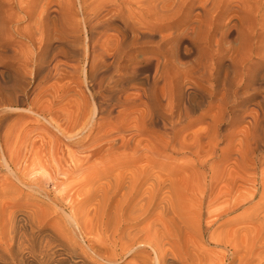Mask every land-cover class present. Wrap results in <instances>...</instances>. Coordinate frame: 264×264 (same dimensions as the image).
<instances>
[{
	"label": "bare ground",
	"instance_id": "6f19581e",
	"mask_svg": "<svg viewBox=\"0 0 264 264\" xmlns=\"http://www.w3.org/2000/svg\"><path fill=\"white\" fill-rule=\"evenodd\" d=\"M0 198V264H264V0H0Z\"/></svg>",
	"mask_w": 264,
	"mask_h": 264
},
{
	"label": "rangeland",
	"instance_id": "374dc122",
	"mask_svg": "<svg viewBox=\"0 0 264 264\" xmlns=\"http://www.w3.org/2000/svg\"><path fill=\"white\" fill-rule=\"evenodd\" d=\"M56 1L60 2L62 0H56ZM36 18L37 17H34V20H36ZM30 22H32L31 19H25V20L21 21L20 27L23 29ZM195 27H196V25H191V27H190L191 29L189 30V32L191 33L192 29L194 30ZM31 29H32V31H36V26L33 24V22L31 24ZM230 38H232V37H230ZM19 40L22 42L24 41V39L22 37H19ZM63 84H64V82L59 81L56 86L58 88H62ZM33 85H35V84H33ZM44 97H45V99H48L49 95L47 94ZM61 98H62V100H57L55 102V110L59 111L63 108H69L70 111H76V109L80 105V101H78V93L74 89H70L69 91L62 93ZM23 107L24 108L32 107V108L37 109L35 102H33L32 104L27 103ZM22 112H24V111H15L13 114H10V117H8L7 119H22V116H21ZM60 118L62 119V117H60ZM23 119H32V118H30L28 116V114H25V117ZM124 120H127V119H124ZM227 128H230L232 130L235 127H228L227 126L226 129ZM72 150H75V147H72ZM48 188L51 191H54V194H56V196L58 197V193L55 190L52 183L48 184ZM6 198H8L9 201H13V200L17 201L18 204H20L21 206H24L25 208H27V207L28 208H34L35 210H40L42 213H49L50 214L49 218L53 217V220L51 222L56 220L55 214L53 213L54 212L53 211V205L49 199H46V198L38 196V195L31 196L30 194H27V191H25L23 193L12 192V193L7 194ZM229 228L234 229L236 227L230 226ZM46 240L47 239H45L44 242ZM206 246L207 247H205V249L207 251H211V250L222 251V249H220V248L215 249L213 246H210L208 244H206ZM126 262H124L122 264H126Z\"/></svg>",
	"mask_w": 264,
	"mask_h": 264
}]
</instances>
